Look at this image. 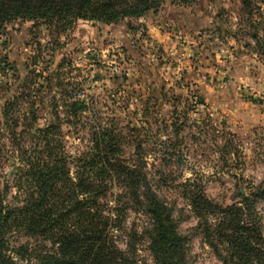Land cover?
Here are the masks:
<instances>
[{"label": "rangeland", "instance_id": "1", "mask_svg": "<svg viewBox=\"0 0 264 264\" xmlns=\"http://www.w3.org/2000/svg\"><path fill=\"white\" fill-rule=\"evenodd\" d=\"M253 8L247 13L240 0L165 3L118 24L81 20L67 34L40 23L5 25V203L24 205L26 190L18 184L24 153L34 148L32 131L53 120L71 177L76 158L92 150L99 128L123 135L122 160L136 162L137 152L143 153L156 192L174 209L180 231L193 235L191 264L221 263L191 230L197 220L184 197L187 182L201 185L209 200L224 207L241 206L244 197L254 200L264 237V194L253 196L264 190V0H254ZM75 102L83 109L71 108ZM120 193L114 187L110 195ZM126 215V227L141 230L146 219L132 210ZM31 245L37 242L24 232L10 236L16 260ZM138 248L141 263L153 264L147 243ZM20 257L18 264H26Z\"/></svg>", "mask_w": 264, "mask_h": 264}, {"label": "trees", "instance_id": "2", "mask_svg": "<svg viewBox=\"0 0 264 264\" xmlns=\"http://www.w3.org/2000/svg\"><path fill=\"white\" fill-rule=\"evenodd\" d=\"M196 1L0 0V30L17 22H33L67 34L81 20L118 24L157 12L165 3L189 6ZM240 1L251 14L254 0ZM253 39L259 40L258 35L253 34ZM70 107L80 111L83 103ZM59 130L50 120L31 133L34 148L24 153L25 166L18 172L19 188L26 190L24 205H7L0 192V264H18L20 256L26 264H142L138 247L144 241L153 264H191L193 235L180 231L174 209L156 192L143 153L137 152L136 162L122 160L123 135L99 128L92 150L76 158L71 177L56 136ZM114 187L121 193L113 194V199ZM183 188L197 220L191 230L221 264H264L263 225L254 200L244 197L241 206L224 207L209 200L201 185L187 182ZM261 194L264 190L253 196ZM129 210L146 219L141 230L126 227ZM16 231L37 242L35 247L22 248L17 260L10 253V236Z\"/></svg>", "mask_w": 264, "mask_h": 264}]
</instances>
